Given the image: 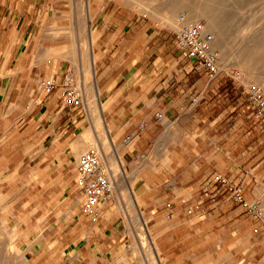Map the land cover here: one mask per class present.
<instances>
[{"label":"crops","instance_id":"crops-1","mask_svg":"<svg viewBox=\"0 0 264 264\" xmlns=\"http://www.w3.org/2000/svg\"><path fill=\"white\" fill-rule=\"evenodd\" d=\"M66 1L77 0H0V98L8 101L18 89L6 105L0 103V264L130 260L125 250L118 255L126 233L115 196L101 204L96 220L80 206V215L62 221L63 193L74 187L82 194L74 175L75 155L82 152L77 137L86 129L81 130L79 107L64 106L58 87L30 108L31 34L46 27L59 32L66 11L77 16V4ZM97 1L86 6V15L91 10L94 17L87 28L89 87L126 166L127 188L139 192L140 208L154 210L158 256L165 264H208L201 260L206 256L219 259L215 264H264L258 219L202 191L205 178L221 170L252 197L247 193L251 147L243 144L262 133L259 123L243 119L237 103L224 102L220 72L211 76L174 49V31L159 26L150 32L134 23L125 36L120 28L109 33L107 20L100 19L105 5ZM257 175L264 178V170ZM171 200L174 210L157 219L156 210Z\"/></svg>","mask_w":264,"mask_h":264},{"label":"rangeland","instance_id":"rangeland-1","mask_svg":"<svg viewBox=\"0 0 264 264\" xmlns=\"http://www.w3.org/2000/svg\"><path fill=\"white\" fill-rule=\"evenodd\" d=\"M93 2L94 0L63 2V4L66 6L70 5L71 3L73 5L77 4V16H73L72 13L70 14L69 11H66L67 15L61 17L62 25L59 29V32L53 31L52 27H46L44 32L31 34V48L29 49L30 76L28 99L30 100V108H32L42 98L44 91H42L39 86L41 78L52 75L57 78L61 76H67L73 80L76 91L83 95L84 109L79 108V119H81V121L84 120L85 122L84 126L81 127V130L85 128L90 129L92 126V121L97 119L99 122V128L104 131V118L102 121L100 113L96 108L98 107L96 94L89 87L91 84L89 83V78L92 73V64L90 58V33L87 28L88 23H91L94 17L92 16L90 19V15L92 14L91 10H89L90 15H86V6H90V4ZM97 2L99 5H105V8L101 14L102 17L100 19L105 18L107 20V32H117L120 28L121 36L127 35L131 31V27L134 23L149 28L148 30L150 32H152L153 29H157L159 26L164 27L166 30L169 29L175 31L180 25L179 16H187L185 10L183 12L178 11L175 13L177 24L170 23L168 20L173 14L171 0H98ZM143 2L146 3V6L142 5ZM263 2L264 0H236L228 5L226 7L225 15L230 19V28L227 31L228 35L225 39L226 49L223 51L219 47H213L214 51L218 55V63L220 68L219 72L222 76L221 79L223 85L222 92L223 97L225 98L224 102L228 104V106L233 104V107L236 106L235 103H237L238 107H236L235 110L244 109L242 118L251 123L253 121L256 123L259 122L253 115V110L248 98V90L251 86L255 85L264 91V74L262 73L264 71L255 72L251 69L249 70L247 65L245 66L240 62L238 53L234 51L238 50L243 41L241 37L242 32L244 33L247 31V36L244 37V39H247L250 37V34L258 32L260 28L264 26ZM66 6H64V8L67 9ZM201 22L203 23L204 19H201ZM75 28H77L78 31H76ZM54 47L56 50L58 48L59 51L57 50L55 51L56 53L51 55L45 54L47 49H54ZM173 47L174 49H177L174 44ZM54 59H59V63L52 65L51 62ZM50 65L51 67H49ZM94 71L95 69H93V78L95 79ZM17 91L18 89L14 90L13 96L9 97L8 101L13 99ZM240 100H242L241 103ZM1 101L2 106L8 103V101H6L5 97L3 96L0 98V103ZM33 115L34 113L31 114V117ZM97 133L98 131L93 133L91 132L90 136L93 141L97 140ZM76 137L77 135H74L72 136V139H75ZM261 139H263L262 142ZM100 141L103 143L104 140L100 139ZM105 141L108 140L105 139ZM245 146L247 149L251 147L249 151L251 159H249L250 161L247 162L250 165V174L247 181V193L250 192L252 197L246 198V196H244L248 201L258 203L264 214V208L261 206V201L264 197V178H262L260 175H257V171H261V169L264 170V133H255L252 140L248 141L246 144H243V147ZM93 147H95V144H92L91 147L89 146L85 151L77 153L75 155L76 161L79 156L87 150L95 151L94 149H89ZM260 156L262 157L259 158ZM101 160L106 162L103 157H101ZM122 167L124 169L123 174L119 172L117 167H115V170L111 169L113 174L112 178L114 180V196L117 203V209L120 217L123 219L126 233L124 242L119 247L120 252L118 255H120L121 252L125 250L126 256L130 260L126 261L122 259L117 264H144L141 261L142 256L146 257L148 264H158L157 255L154 252L150 242V237L155 236L156 233L154 231V228L156 227L155 218L150 219L151 213L154 210L153 208H140L141 200L139 198V192L129 191L125 182L128 177L126 166ZM218 172H222L224 174V172L221 170ZM74 175H76V162L74 165ZM227 177L230 180L235 181L229 176ZM71 188L73 189L72 192L67 191L63 193L61 213L63 222L68 221L70 218H75L77 214L80 215L78 207H80L81 200H79L77 203L75 202V197H80L79 191H75L74 187ZM262 189L263 191H261ZM255 190L258 192L257 195H253ZM203 193L206 194L204 191ZM136 195L138 196V204H136L135 200H133L135 199ZM206 196L208 195L206 194ZM219 199L222 198L220 197ZM183 200V196L178 198L179 203L182 205L185 202ZM165 202L167 203V201ZM166 203H164L162 208H158L156 213H154L157 219L162 216V213L174 210L177 205L176 202L172 200L171 206L166 205ZM233 203L239 206L237 203ZM148 204H150V206L153 205L152 201L148 202ZM191 210L192 207H189L188 211L191 212ZM206 210L207 212L202 214L209 213V209L206 208ZM240 210L242 211L241 207ZM140 213H142V215H140ZM142 218H146L145 225H142L141 223ZM254 218L258 219L260 225H263V227L260 228L258 232H256L257 235H260L262 232H264V215L261 218ZM145 226L147 228H145ZM175 235L178 238L182 237V231L179 229ZM135 245H137L136 252L133 250V246ZM64 257L68 256L65 255ZM117 258L118 257H116L114 261H107L106 264H116L115 260ZM201 260H210L208 264H215V262H218L219 259L215 260V258L211 256H206L201 258ZM188 261L191 262V258H188Z\"/></svg>","mask_w":264,"mask_h":264},{"label":"built area","instance_id":"built-area-1","mask_svg":"<svg viewBox=\"0 0 264 264\" xmlns=\"http://www.w3.org/2000/svg\"><path fill=\"white\" fill-rule=\"evenodd\" d=\"M180 25L174 31L173 44L184 55L195 62L196 67L203 68L209 75L214 76L220 71L218 55L213 49V34L204 28L201 21L179 16ZM39 86L44 93L55 88H62L64 106H74L84 109L83 95L76 91L73 80L65 76L59 80L54 75L43 77ZM248 98L253 115L259 122L264 133V91L258 86H251ZM111 167L101 160V154L87 150L76 161L75 183L81 190V209L93 220L101 216V204L114 198V180ZM203 191L212 201L220 197L225 201L237 203L242 211L261 218L263 210L256 202L248 201L244 196L242 185L230 180L222 172H215L205 179ZM171 206V203L167 204ZM198 206V205H197ZM200 207V206H199ZM201 213H206L205 207H200Z\"/></svg>","mask_w":264,"mask_h":264},{"label":"bare ground","instance_id":"bare-ground-1","mask_svg":"<svg viewBox=\"0 0 264 264\" xmlns=\"http://www.w3.org/2000/svg\"><path fill=\"white\" fill-rule=\"evenodd\" d=\"M171 1H172L171 6L173 9V14L169 17L168 21L170 23L177 24V21L175 19V13H177L178 11L183 12L184 10L186 11L185 13L187 14L186 17L189 19L196 21H201V19H204L203 22L204 28L206 30H209L214 37L212 43L213 47H219L221 50L225 51L226 49L225 39L227 38L228 35L227 31L230 28V19L225 15L226 7L236 0H171ZM142 5L146 6V3L143 2ZM245 36H247V31L241 33V37L243 41L240 47L238 48V50L234 52L238 53L240 62L245 66L247 65L249 70L251 69L252 71L255 72L264 71V26L260 28L258 32H254L250 34V37H248L247 39H244ZM89 40L91 42L90 38ZM54 49L52 48L47 49L45 54L51 55L56 53L55 51H57L58 48L57 50ZM49 67H51V65ZM262 73L264 74V72ZM106 126L107 125H105L104 127V131H102L99 128V122L97 121V119L94 120L91 128L83 130L81 134L77 137V140L80 142L78 149L82 148V151H85L89 146L91 147L92 144H95V147L89 149H94L96 152L101 153L102 155L101 157H103L106 160V162L109 164L111 169L115 170V167H117L119 172L123 174L124 173V169L122 167L123 161L120 155L117 153L116 149L114 148L112 139L108 138V134H107L108 128ZM97 131H98V133L96 134L97 140L93 141L91 139L90 134L91 132L93 133ZM100 139L104 140L103 143L100 141ZM105 139L108 141H105ZM79 200H81V197L80 198L77 197L75 199V202L77 203ZM133 200H135L136 204L139 203L137 195ZM261 206L264 208V197H263V202L261 201ZM140 215H142V213H140ZM145 221L146 218H142V222H141L142 225H145ZM145 228L147 227L145 226ZM150 242L152 244V248L154 252L157 255L158 264H165V259L158 256L159 248L154 240V236L150 237ZM136 249H137V245L133 246V250L135 252ZM141 261L144 264H148V261H146L145 256H142Z\"/></svg>","mask_w":264,"mask_h":264}]
</instances>
